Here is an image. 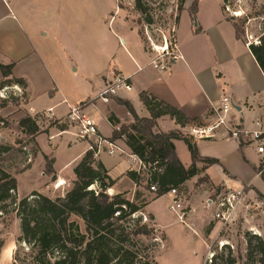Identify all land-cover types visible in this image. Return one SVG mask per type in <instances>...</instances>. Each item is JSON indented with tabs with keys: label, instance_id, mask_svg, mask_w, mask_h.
<instances>
[{
	"label": "crops",
	"instance_id": "crops-1",
	"mask_svg": "<svg viewBox=\"0 0 264 264\" xmlns=\"http://www.w3.org/2000/svg\"><path fill=\"white\" fill-rule=\"evenodd\" d=\"M192 1L185 3L175 29L180 58L171 63L167 71H162L155 67L156 58L146 50L138 27L125 18L118 0H0V64H13L9 79H21L26 83V88L21 86L27 99L25 115L36 117L43 114L62 123L71 107L90 101L92 103L86 107L85 113L95 120L100 136L107 140L112 138L116 128L133 122L125 103L130 104L140 118H152L141 100V95L145 93L179 110L188 120V124L182 127L169 116L161 117L156 120L154 132L186 135L190 127L208 123L213 117V107L222 95H226L237 106L235 117L244 130L264 131V74L247 44L237 38L233 22L225 17L223 0L215 5L199 0L194 17L196 29L192 30L191 38L204 39V57L209 55L210 61H193L178 38L182 16L186 12L191 13L189 7ZM113 72L129 78L133 90L120 92L104 103L105 86ZM71 73L80 80L83 97H77L79 88L67 92L63 86V79ZM4 80L0 71V82ZM66 104V108L59 113ZM112 122H119V126L115 128ZM59 132L60 138L70 137L67 139L70 147L78 142L85 143L83 157L89 151V143L79 140L69 128ZM43 135L47 133L36 138L38 145ZM50 139L55 141L56 137ZM193 141L201 157L217 159L220 164L208 169H203L201 163L197 164L200 174L186 183L190 197L184 223L189 228L192 229L195 224L199 204L211 208L207 204L210 188L237 191L246 188L251 194L255 191L264 196L257 184L259 177L264 182V173H258L259 167L264 164V156L257 153L256 146L249 141L228 139L224 133L215 139ZM117 143L129 149L123 140ZM174 145L181 163L189 169L193 163L187 145L182 140H175ZM38 147V155L44 158L50 155L43 153L40 145ZM95 160L102 163L109 176L116 181L113 193H126L131 200L137 187L127 177L128 158L104 153ZM53 161L52 176L62 180L55 167L54 156ZM122 165L124 169L120 176L114 177V172ZM203 178L206 179L205 185L197 186V181ZM166 196L171 195L163 197ZM157 200L151 201L145 208L153 216L155 224L156 216L149 211V207ZM258 204V210L261 209L259 215L263 212V216L257 224H264V205L262 202ZM203 219L204 224H221L214 219V209ZM217 229L218 226L215 227ZM4 255L3 250L1 260Z\"/></svg>",
	"mask_w": 264,
	"mask_h": 264
},
{
	"label": "trees",
	"instance_id": "trees-1",
	"mask_svg": "<svg viewBox=\"0 0 264 264\" xmlns=\"http://www.w3.org/2000/svg\"><path fill=\"white\" fill-rule=\"evenodd\" d=\"M199 0H195L190 8L194 18L198 11ZM135 10L143 15L147 9L141 0H135ZM230 20V19H229ZM179 18L177 20V23ZM233 22L237 38H241V28ZM147 24L151 25L150 18ZM246 43V42H245ZM251 54L255 58L264 74V32L259 37L258 44L249 46ZM14 65L0 64V71L4 81L0 82V89L9 85L18 84L26 88L25 81L21 79H9ZM141 100L152 114L151 119L140 118L133 107L125 103V107L133 117L131 124L121 125L112 122L116 128L112 138L108 142L123 140L129 150L138 156L145 164L151 165L146 175L129 171L127 177L137 188L143 187L157 200L168 195L173 190H179L180 194L186 191V183L200 174L197 164H203V169L220 164L219 160L203 158L200 156L197 146L192 138L180 132L169 134L155 133L156 120L169 116L180 126L188 124V120L179 110L160 102L148 94H142ZM90 101L81 103L87 107ZM7 101H3L1 108L6 107ZM38 116L26 115L19 122L22 133L36 143V138L48 130H42ZM0 122H3L0 119ZM59 121L53 122L54 124ZM51 128V127H49ZM60 131H66L65 124L58 127ZM182 140L187 145L192 158V166L186 169L177 156L174 141ZM241 145H243L241 143ZM10 148L0 146V154H8ZM38 151H35L33 158ZM47 162L46 174L52 175L54 161L45 157ZM31 166L29 165L27 169ZM75 180L73 188L67 192L64 198L51 199L39 192L31 193L17 203L14 196L18 192V182L5 171H0V217L10 212H15L21 223L22 236L20 241L24 243L32 256V264H157L151 255V247L138 237H150L154 231L142 222V212L151 201L142 200L141 193L136 192L134 200L127 198V194L109 196L107 190H111L116 181L110 176L102 163H97L94 153L89 150L80 163L74 169ZM206 182L201 179L198 183ZM151 187L157 189L151 192ZM258 198L264 205V196L257 192ZM120 213L118 217L115 215ZM73 217L81 219L85 223L86 233L83 234L78 223L72 221ZM149 218L154 221L153 216ZM130 220L132 224H121ZM247 255L244 264H264V240L251 233L246 234ZM4 242L0 241V255ZM17 255V253H16ZM219 257L212 264H217ZM224 264H238L237 259L229 251ZM17 259L15 256V264Z\"/></svg>",
	"mask_w": 264,
	"mask_h": 264
},
{
	"label": "rangeland",
	"instance_id": "rangeland-1",
	"mask_svg": "<svg viewBox=\"0 0 264 264\" xmlns=\"http://www.w3.org/2000/svg\"><path fill=\"white\" fill-rule=\"evenodd\" d=\"M118 1L121 2L120 5L123 8L125 18L138 27L146 50L156 60L161 57L162 52L155 51V46L163 47L168 42L170 51H174L177 20L185 7V3L189 0H141L142 5L147 9L146 15L135 10V0ZM194 1L191 2L189 9ZM206 1L212 2L214 5L221 2V0ZM148 18L152 21L151 25L147 24ZM236 24L241 28L243 33L241 38L244 42L248 43L251 40L254 43L257 41L262 32H264V0H245L243 15L236 20ZM195 25L196 18L194 19L190 12L184 13L177 33L178 38L180 37L182 43H184L183 45L192 56L193 61H201L202 59L210 61L209 55L205 54L206 56L204 57V39L191 38L192 30L196 29ZM165 60L170 65L173 63L169 56ZM80 75H82V71ZM12 86L9 85L7 87ZM63 86L68 90L67 92L77 87L80 89L77 97L84 96L81 92L82 85L80 80L73 73L67 76L65 80L63 79ZM3 101H7L8 104L6 107H0V119L3 120V122H0V146L10 148V152L8 154H0V171H5L16 178L18 192L14 196L17 203H20L26 197H31L32 191L43 193L51 199H56L63 193L67 194L73 188L75 180L73 169L83 157L82 151L85 148V143L78 142L76 145H72L71 142L70 145L72 146L70 147L67 143V139H70V137L60 138L58 127L66 124L69 131L75 136L77 130L67 123V118L63 119L62 123L57 122V124H54V120L43 114L37 118L43 131L49 129L47 135L41 136L38 142L43 153L46 155L50 154L48 156L49 161L53 160V156L56 158L55 167L60 172V176H62V180H58V178L46 174L47 162L44 157L37 154L36 158H33L35 151H38V153L40 151L39 145L37 142L33 144L31 138L26 137L19 128L20 120L26 116V97L23 94L15 93L11 89L7 91L6 98L0 97V105ZM66 106L67 104L63 105L59 113ZM52 136L56 137L55 141L50 139ZM122 148L124 147L122 146ZM183 159L185 160V158ZM29 165L31 167L27 169ZM123 169V165L118 167L113 176H120ZM202 180L205 179L203 178ZM257 181L258 187L264 193L262 178L259 177ZM59 182L60 187L57 188ZM197 184V186L205 185V182ZM120 186L122 185L120 184ZM209 190V198L212 199H215L217 193L225 191L223 188H210ZM136 192H140L142 195L140 202L142 200L151 201L155 197L143 187L137 188ZM107 194L109 196L115 195L112 189L107 190ZM134 196L131 201L134 200ZM189 197L188 189L186 188L180 198L186 212L189 211ZM172 203V196H166L151 204L149 211L156 216L157 224L149 218L150 215L145 208L138 213V216L142 214L148 218L146 225L154 233L148 238L138 237L137 240L151 247V255L157 264H212L217 257L220 258L217 260V264H224L221 257L226 260L229 251L237 259L238 264H244L247 255L246 234L249 232L252 235L260 236L264 240V224H257L261 216H263V212L259 215L261 209L258 210L260 207L258 203H261V200L255 191L252 194L251 192L247 193L244 206L237 212L233 224H204L203 218H206L213 211V208L201 203L196 210L195 224L191 229L187 223L180 221L176 212L170 209ZM0 206L2 205L0 204ZM262 219L264 221V217ZM141 220L144 222V217ZM72 221L78 223L83 234L86 233L85 223L81 219L73 217ZM216 223L219 222L216 221ZM121 224L127 226L132 224V222L126 220ZM217 226L218 229L215 230ZM21 236V223L15 212L10 210L9 213L0 217V241L4 242L1 253L3 250L5 251L2 260L0 255V264H15V256L17 259L16 264H32V256L28 252L27 246L20 241Z\"/></svg>",
	"mask_w": 264,
	"mask_h": 264
},
{
	"label": "built area",
	"instance_id": "built-area-1",
	"mask_svg": "<svg viewBox=\"0 0 264 264\" xmlns=\"http://www.w3.org/2000/svg\"><path fill=\"white\" fill-rule=\"evenodd\" d=\"M245 0H223V12L227 19L236 21L243 15V6ZM250 40V39H249ZM258 40L255 44H258ZM164 48L167 50L162 51L161 57L156 61V68L162 71H167L170 67L165 60L167 56L174 62L180 58L177 46L173 52L170 51V47ZM249 47L253 44L246 42ZM155 50V49H154ZM160 53V52H159ZM13 89L15 93L23 94V89L20 85H13L12 87H5L0 90V97L6 98L7 91ZM133 85L129 78L121 73L113 72L108 78V82L105 86L104 96L102 101L108 103L110 99L119 95L120 92H131ZM238 112L237 106L231 99V97L222 95L218 101V104L213 107V117L201 126H193L189 128V131L185 136L192 138L193 140H210L215 139L220 133H224L228 139H232L238 142L249 141L251 145L256 146L257 153L264 156V131L249 132L241 127L239 119L235 117V113ZM67 123L77 130L76 137L79 140L89 143V150L94 153V158H98L102 154H108L109 156H126L129 160V171L136 172L138 174L146 175L151 165L145 164L138 156L134 155L129 149L122 148L118 145L117 141L108 142L103 139L99 134V128L93 118L85 113V107L80 104L71 107L67 115ZM264 173V164L259 167V174ZM60 182L57 184L59 187ZM155 187H151V192H156ZM248 190L246 188L237 191L233 189H226L224 192L216 194L215 199L208 198L207 204L214 209V219L222 224H233L235 216L239 210L244 206L245 199L247 197ZM172 196L173 203L170 209L177 213L181 222L185 221L187 212L184 211L183 205L180 201L181 194L179 190L173 189L169 193ZM66 193L62 194L58 198H64ZM120 213L115 216L118 217ZM144 217L143 224L148 222V218Z\"/></svg>",
	"mask_w": 264,
	"mask_h": 264
},
{
	"label": "bare ground",
	"instance_id": "bare-ground-1",
	"mask_svg": "<svg viewBox=\"0 0 264 264\" xmlns=\"http://www.w3.org/2000/svg\"><path fill=\"white\" fill-rule=\"evenodd\" d=\"M167 46H169V45L167 44ZM164 47L165 46H163V47H157V46H155V51L162 52V51L167 50V48H164ZM61 186H63V184H61ZM59 187H60V185H59Z\"/></svg>",
	"mask_w": 264,
	"mask_h": 264
}]
</instances>
